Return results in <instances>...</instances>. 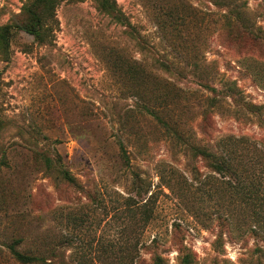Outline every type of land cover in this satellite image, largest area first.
<instances>
[{
  "label": "rangeland",
  "instance_id": "374dc122",
  "mask_svg": "<svg viewBox=\"0 0 264 264\" xmlns=\"http://www.w3.org/2000/svg\"><path fill=\"white\" fill-rule=\"evenodd\" d=\"M33 1L0 0V264H264V53L223 32L264 0H54L42 42Z\"/></svg>",
  "mask_w": 264,
  "mask_h": 264
},
{
  "label": "trees",
  "instance_id": "16d2710c",
  "mask_svg": "<svg viewBox=\"0 0 264 264\" xmlns=\"http://www.w3.org/2000/svg\"><path fill=\"white\" fill-rule=\"evenodd\" d=\"M54 0H34L29 6H27L24 9V16L25 21H23L18 27L19 29L23 30L24 32L33 35L37 41L42 42L43 37L41 36L40 31L42 30L44 26V22L51 15L53 14L54 9ZM97 2V6L101 11H104L108 14H111L112 16H115L117 14V10L115 8L114 2L112 0H95ZM232 9H228L230 13ZM233 19L228 21L224 27V35L226 39L231 42H237L238 46L242 49H246V52L255 53L258 52L259 55L264 53V40L258 36L255 32L252 31V29L244 22L243 17L240 15V13L237 10H233ZM8 35H9V27L4 26L0 29V44L5 46L8 43ZM244 47V48H243ZM165 71L168 72L170 75H174L177 77H181V72L178 68L173 67L170 64L165 65ZM212 92L216 93L214 89L211 90ZM213 102L215 101V96L212 97ZM213 102L210 103L209 106L213 104ZM207 111L205 112V114ZM205 114L202 118V125L205 120ZM209 121V119H208ZM120 150L122 151L123 158L128 161L126 157V153L122 148V145L120 144ZM201 155L204 156L203 152H199ZM46 166H49L50 160L48 158L45 159ZM217 165V164H216ZM216 168L219 167V165L215 166ZM59 173L62 177V179L69 184L74 183L73 177L70 175V173L66 170H59ZM143 212V211H142ZM139 213V212H137ZM144 219L145 221L148 220V218L151 216V212L146 213L144 212ZM156 241H151L148 245H141L140 248H137L134 246L136 250V255L138 252L144 253V251H151V260L153 261V264H161L162 258L160 254H158L156 251L157 244ZM17 241L11 243L8 246V250L11 254V256L20 264H49L45 261L44 258H41L40 256L36 255H30L27 253L20 252L18 249H16ZM139 256V255H138ZM137 256V257H138ZM141 259H137L139 261ZM189 258L188 256H184L181 260V264H189Z\"/></svg>",
  "mask_w": 264,
  "mask_h": 264
}]
</instances>
